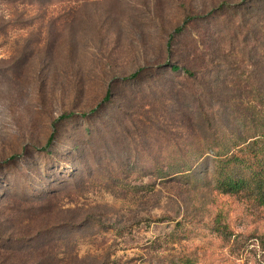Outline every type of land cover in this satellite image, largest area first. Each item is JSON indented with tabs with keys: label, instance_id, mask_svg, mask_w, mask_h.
Returning <instances> with one entry per match:
<instances>
[{
	"label": "rangeland",
	"instance_id": "374dc122",
	"mask_svg": "<svg viewBox=\"0 0 264 264\" xmlns=\"http://www.w3.org/2000/svg\"><path fill=\"white\" fill-rule=\"evenodd\" d=\"M222 1L0 0V264H264L256 206L152 175L165 140H188L184 103L153 86L170 80H124ZM220 211L226 240L204 224Z\"/></svg>",
	"mask_w": 264,
	"mask_h": 264
},
{
	"label": "trees",
	"instance_id": "16d2710c",
	"mask_svg": "<svg viewBox=\"0 0 264 264\" xmlns=\"http://www.w3.org/2000/svg\"><path fill=\"white\" fill-rule=\"evenodd\" d=\"M257 69L264 70V0H226L206 15L186 14L170 32L165 58L157 67L146 64L124 78L143 80L149 72L163 73L170 82L153 86L188 111L184 149L178 141L183 133L174 132L177 137L162 144L169 152L154 157L153 176L161 182L209 186L264 213V75ZM176 81L185 91L175 89ZM112 98L110 86L92 112ZM54 143L55 132L45 150ZM204 224L222 240L232 235L221 211ZM155 263L199 264V259L186 252L160 256Z\"/></svg>",
	"mask_w": 264,
	"mask_h": 264
}]
</instances>
